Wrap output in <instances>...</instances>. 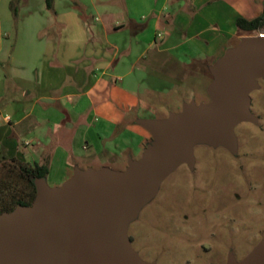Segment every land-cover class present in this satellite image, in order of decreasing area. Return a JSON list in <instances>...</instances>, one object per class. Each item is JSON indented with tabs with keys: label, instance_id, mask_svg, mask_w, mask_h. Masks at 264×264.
<instances>
[{
	"label": "crops",
	"instance_id": "obj_1",
	"mask_svg": "<svg viewBox=\"0 0 264 264\" xmlns=\"http://www.w3.org/2000/svg\"><path fill=\"white\" fill-rule=\"evenodd\" d=\"M33 1L12 45L0 41V154L46 166L49 187L76 167L141 156L150 134L135 121L157 118L168 92L194 90V76L256 32L236 20L263 9V0H52V10Z\"/></svg>",
	"mask_w": 264,
	"mask_h": 264
},
{
	"label": "water",
	"instance_id": "obj_2",
	"mask_svg": "<svg viewBox=\"0 0 264 264\" xmlns=\"http://www.w3.org/2000/svg\"><path fill=\"white\" fill-rule=\"evenodd\" d=\"M209 72L207 103L190 101L165 119L135 121L151 140L124 170L76 167L57 187L34 179L32 203L0 213V264H154L132 249L128 226L168 175L192 167L194 146L235 153L234 128L258 124L249 95L264 81V32L240 39ZM224 264H264V243Z\"/></svg>",
	"mask_w": 264,
	"mask_h": 264
},
{
	"label": "rangeland",
	"instance_id": "obj_3",
	"mask_svg": "<svg viewBox=\"0 0 264 264\" xmlns=\"http://www.w3.org/2000/svg\"><path fill=\"white\" fill-rule=\"evenodd\" d=\"M35 3L33 0L28 4L23 0H0V41H5V44L8 41V46L12 45V29H15L18 17L21 19L31 9H35ZM5 14L11 18L9 35L6 30H1L6 24ZM259 32H253L251 35L257 36ZM5 72L8 73L7 70ZM191 81L196 83L194 90L192 86L183 85L177 89L179 91L176 95L168 92L161 97L162 101L157 102V118L146 119H165L169 114L179 112L187 99L196 104L207 103V89L212 81L209 68L205 70V74L194 76ZM258 84L259 88L249 95L250 110L258 118V124L244 122L233 130L240 153H252L255 160L249 177L251 185L248 187L243 179L238 180L239 168L233 165L229 159L230 155L221 146H194L193 172L185 166L186 164L180 165L161 182L156 195L141 208L135 220L128 226V236L132 239L131 247L143 262L184 264L191 251L189 244L192 243L195 221L202 223L206 220L203 227L213 225V222L219 220L215 212L217 209H233L238 216L252 213L254 223H264V81L258 80ZM190 91L194 92L189 96ZM150 140L151 137L144 143V148ZM139 158L140 154L133 152L131 157L123 158L122 162L112 164L109 168L121 171L127 167L125 164L130 160ZM96 167L98 166L93 163L92 169H97ZM223 206L226 208L222 209ZM185 215L189 216L188 220ZM250 247L251 245L245 244L241 247L240 244L237 248L239 255ZM222 262L218 253L214 257L204 256L199 264Z\"/></svg>",
	"mask_w": 264,
	"mask_h": 264
},
{
	"label": "flooded vegetation",
	"instance_id": "obj_4",
	"mask_svg": "<svg viewBox=\"0 0 264 264\" xmlns=\"http://www.w3.org/2000/svg\"><path fill=\"white\" fill-rule=\"evenodd\" d=\"M229 155L233 165L240 171L238 172L239 179H243L245 184L247 182L248 187L251 185L249 177L253 169L255 160L252 158V153L245 154L240 153V148L236 143L235 153H231L224 147ZM254 152V151H251ZM193 172L195 161L192 167L185 165ZM249 182V183H248ZM222 209L226 206L221 207ZM203 209V208H202ZM220 211V212H219ZM218 221L213 222L211 226L203 227V223L195 221L193 226L194 235L191 236L192 243L189 244L191 251L189 258L185 260L184 264H199L204 256L214 257L220 255L222 257V263L224 264L229 259L240 261L244 259L251 251L260 243H264V223L256 224L252 220V213L238 216L233 209L215 210ZM188 220V215L184 216ZM209 221V220H208ZM191 224L190 221H188ZM210 223V222H209ZM190 227V226H189ZM191 228V227H190ZM130 242H132V239ZM241 244L251 245L250 249H244L242 254L239 255L238 247ZM238 255V256H237ZM240 257V258H238ZM218 263V264H222ZM212 264V263H209Z\"/></svg>",
	"mask_w": 264,
	"mask_h": 264
},
{
	"label": "trees",
	"instance_id": "obj_5",
	"mask_svg": "<svg viewBox=\"0 0 264 264\" xmlns=\"http://www.w3.org/2000/svg\"><path fill=\"white\" fill-rule=\"evenodd\" d=\"M45 5L52 10V0H45ZM236 27L247 32L264 30V0L258 17L251 20L238 18ZM47 173L46 166H29L0 154V213L11 211L18 205H30L36 194L34 179H46Z\"/></svg>",
	"mask_w": 264,
	"mask_h": 264
}]
</instances>
